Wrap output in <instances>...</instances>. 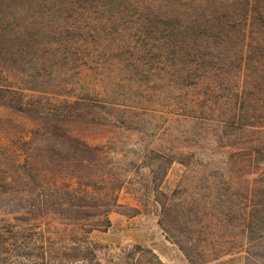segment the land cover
<instances>
[{"label": "rangeland", "instance_id": "374dc122", "mask_svg": "<svg viewBox=\"0 0 264 264\" xmlns=\"http://www.w3.org/2000/svg\"><path fill=\"white\" fill-rule=\"evenodd\" d=\"M105 2L123 9L117 13L92 7L85 12L90 26L114 19L123 25L118 32H108V25L83 32L88 45L81 46L91 48V63L96 52L99 55L95 66H89L94 70L79 72L84 66H76V55L55 46L45 54L49 59L42 75L68 69L71 76L65 75L63 81L78 83L67 89L88 98L90 112L99 109L95 102L105 100L124 107L109 115L101 113L105 124L78 131L92 143H106L111 171L126 180L125 187L118 192L108 226L97 224L88 230L89 223L60 224V233L44 232L43 258L38 256L41 243L34 235L25 256L8 253L10 264H264V238L252 230L254 205L264 199V133L254 127L260 120L259 96L264 104V71L261 80L257 61L246 64L241 53L234 74L242 116L235 136L230 137L231 147L227 132L212 120L222 118V113L195 111L196 94L181 87L175 77L178 60L166 45L172 40L167 31L172 20L164 23L159 17H187L184 0ZM147 17L153 22L144 26L141 20ZM11 50L12 67L21 57ZM22 61L30 66L27 55ZM18 119L13 117L6 127L0 124V157L6 163L17 150ZM246 120L253 122L251 128L244 125ZM27 126V120L20 118V127ZM179 156L183 162L177 161ZM6 229L0 223V240ZM173 235L189 240L184 243L190 244L193 263Z\"/></svg>", "mask_w": 264, "mask_h": 264}, {"label": "trees", "instance_id": "16d2710c", "mask_svg": "<svg viewBox=\"0 0 264 264\" xmlns=\"http://www.w3.org/2000/svg\"><path fill=\"white\" fill-rule=\"evenodd\" d=\"M105 1L111 0H0V124L6 127V122L17 117L21 132L9 162L0 157V223L7 226L3 232L6 235L0 240V264L11 263L8 253L12 251L25 256L35 236L41 243L38 256L43 258L44 232L60 233L61 225L89 223L88 230L97 224L108 226V215L117 204L118 192L125 187L126 180L111 171L106 143H92L78 131L89 125L105 124L101 113L109 115L111 110L124 107L105 100L95 102L99 109L90 112L86 108L91 105L88 98L67 89L78 83L63 81L65 75L71 76L68 69L55 70L48 77L42 75L49 59L45 54L55 46L76 55V66H84L79 72L94 70L89 66H95L99 55L96 52L91 63V48L81 46L88 45L83 32L93 31L91 27L97 25H108V32H118L123 22L104 20L90 26L85 12L92 7L117 13L123 9ZM184 4L187 17H159L164 23L172 20L167 27L172 40L166 45L173 59L178 60L175 77L181 87L196 94L192 106L195 111L222 113V118L212 120L227 132V144L233 147L230 137L235 136L242 116L234 70L243 52L246 64L257 61V77L262 80L264 0H184ZM141 22H146V26L153 20L147 17V21ZM11 48L21 57L16 58L12 67L8 62ZM25 55L30 66L22 61ZM258 101L260 120L254 127L264 133L261 96ZM20 118L28 122L25 130L20 127ZM244 125L251 128L253 122L246 120ZM24 133L28 138H23ZM177 161L183 162L180 156ZM141 163L149 165L144 160ZM154 189L157 190L155 186ZM154 199L158 200L157 194ZM253 223L257 237L264 238V199H258L254 205ZM173 241L193 263L190 244L186 243L189 240L174 236ZM147 250L157 259L151 249Z\"/></svg>", "mask_w": 264, "mask_h": 264}]
</instances>
